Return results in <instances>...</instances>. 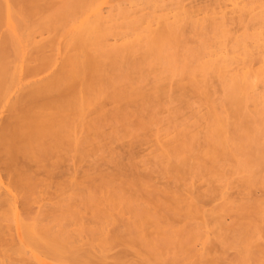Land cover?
Masks as SVG:
<instances>
[{
    "label": "bare ground",
    "instance_id": "obj_1",
    "mask_svg": "<svg viewBox=\"0 0 264 264\" xmlns=\"http://www.w3.org/2000/svg\"><path fill=\"white\" fill-rule=\"evenodd\" d=\"M95 1L98 0H0L1 103L5 100V96L14 94L12 101L9 100L10 102L7 104V118L3 119V121L0 119V155L5 158V160L2 159L6 164H4L3 160H0V163L2 164L3 162L4 164V167H2L3 170L7 168L4 170V173H7L6 176L8 175L7 178L9 177L10 179H8V184L10 181L9 186L7 184L9 188H6L5 192H1L0 182V264H22V262H25L23 247L25 244L29 248L35 249V252L38 251L40 255V250L37 249L42 246L44 247V245L46 246L44 247V252L46 253L52 250L56 252V249L59 250L60 248L62 250L65 246L67 249V246H70L74 248V254L73 251H70V255H73H69L70 262H73V264H106L107 257L109 259V256L106 255V251L111 250L112 247L123 245L127 250L124 249L125 251L122 250L121 252L117 250L118 253L115 252L117 254L113 256V262L111 261L110 264H161V262H159L160 258L162 259L161 261H163L162 264H164L165 260L159 255H162V253L169 248V240L174 238L175 242L171 241L174 246L172 247L170 244V248L175 250L172 252L173 254L179 251L177 253H192L193 256V252H196L198 257L200 256L203 258L205 254L207 255V253L209 254L213 251L216 257L214 256L213 259L210 258V261L207 259L208 264H264L263 241L262 245L255 244L259 238L264 237V223H262L264 219V203L262 204L259 200H253V203H249V205L245 206L243 203H240L242 201L240 200L239 204H236L235 207L234 205L232 206V204H234L232 202L235 199H233V201H231L232 199H226L227 201L224 199L222 203L219 202V204H215L216 206H213L214 208H212V210L210 208V212L207 214V220L202 216V214H206V211L205 214L198 211L199 218L201 219H198L200 221L195 223L193 220L196 219L197 216L193 215L194 213L196 215L198 214L196 210L197 207H195V209V203H193V201H188L192 198L186 200L184 196H173L176 195L173 194L172 196H168V198H162V200H160L161 198H155V201L154 199L147 200L146 198V200H143V198H140L141 201L139 199V194L141 192H138L137 188H134L138 184L133 187L136 191H134L133 188V191L129 188H125L126 185L123 186V189L120 187L122 185H119L118 188L114 185L116 189H113L116 190V194L114 196L110 194L114 192L112 189L109 193L110 198H108V193L105 192L107 197H102H104V200L106 197L105 203L103 204H105L104 206L107 208L104 210L103 206L102 211L99 210V208L97 209V207L95 208V206L93 207V213H90V222L92 223L90 226H84V222L83 225L81 224L82 213L80 210L81 207H79L80 202L77 204L73 203L70 199L72 200L75 196L71 195V198L68 199L66 195L65 198L68 199L64 201L66 206L59 208L60 210H56L59 205L62 207L63 201L61 203L57 202V206L51 203L42 212L43 218L45 217L44 219L41 216H38L39 219L36 216V219L34 216L35 219H32L33 221H31L30 217V223H25L20 220L23 244H18L19 246H17L15 250H11V248L6 250L7 243L5 245L2 241L6 239L5 237L8 231L5 237L3 236L2 238V235H4L2 229L4 231L6 227L4 226V228H2L4 224L1 222L10 219L9 217L11 215L14 220L13 215L17 208V197L21 192H24L27 197H29L31 194H36V189L42 187L41 185H43V187L46 186L44 180L40 181L38 180V176L30 174V172L34 173V171H31L32 168L24 167L23 169V166H29V164L35 165L34 162L36 164L38 163L37 165L42 163L39 167L41 171V168L45 169L46 167L44 161H46L47 158L49 159L56 150L62 148H70L69 150H71V148H74L73 150L76 152L80 150V147L86 144L84 149H87V146L89 144L91 145L93 141L89 143L88 141H91V138L89 135L87 137L86 134H90L91 131L94 135L97 129L102 128L101 126H103V124H100L101 126L99 125L100 120L102 123L104 119L111 117L110 119L112 120L113 118L114 120L117 118L113 112H106L110 117H105L103 102L106 98L117 103L123 100H132L134 97H142L149 100L146 101L145 99L147 103L149 102L150 104L151 102L156 105L160 98L164 99L169 97L168 100H165L166 103H171L173 101H183L186 103V94L183 93L184 84L181 82L182 78L187 79V85L190 90H193V93L196 92L199 96L201 95L202 99L206 97V93H208V89H210L205 85V81L209 86L210 79L211 81L213 79V82L217 81L221 85L227 97L229 111L233 116H236V114L243 113V105L250 94L253 93L254 89L251 91V79L253 78L254 80V78H256L264 82V62L261 60L264 55V38L261 32L260 34L256 31L252 34H246L244 31L240 35L238 33V36L232 37V44L228 51L222 48L223 43L221 44V42L225 40L221 41V39H225L226 35L229 33L228 31H230V29H226V24L228 22H226V18L224 19L227 13L225 14V12H222L224 4L217 10V12H221L219 15L223 16V18L221 17L222 19L219 20L217 17L218 14L209 9L213 3L211 6L207 3L209 8L204 5L206 10H204L203 13L202 10L200 11V7L197 8L196 6L197 9L185 7L182 0H173L172 9L170 8L171 10L159 8L163 0H141L142 3L149 6L148 8H151L149 9L150 11L148 10L143 13L144 10L142 8L137 9V6L135 10L125 9L124 13L127 14V16L134 15L128 21V30L129 34L133 35L135 38L132 41H124L117 44L116 42L119 39L125 37L127 34L126 31H116V27L112 23L113 16H110L112 14L108 13V15L110 14L109 16H104L102 11L100 12L99 6L93 8V3ZM224 1L225 0H218L219 3ZM229 1L234 7H236L240 1L244 2L243 7L250 4L253 5V3L256 4L258 1L260 3V0ZM193 5H195V3H193ZM252 5H250V7ZM252 8H254V6ZM109 9L110 8H108V10ZM208 9L211 12L207 11ZM200 12L203 14L209 13L203 18H197ZM234 12L236 11L233 10L232 13L234 14ZM248 13H250V10ZM106 14L107 13H105V15ZM235 15L234 18L236 19ZM249 16L253 18L252 20L256 23L259 22V20L264 23V10L258 13L251 12ZM237 17L239 22L243 20L242 17ZM234 18L232 20H234ZM243 18L252 22L248 19L249 17ZM255 19L259 20L255 21ZM238 21L236 23L239 24ZM249 22L246 23L250 25ZM262 22L261 24L263 25ZM240 24H242V22ZM259 24L258 26L261 27V24ZM188 25L190 27L189 29L186 27ZM257 28L258 27H256V29ZM234 31H236L235 28ZM185 32H188L187 34L192 32V37L195 36L196 41L192 44L189 43L185 38ZM193 33L195 35H193ZM111 36L115 41L113 43L108 41ZM230 36H228L229 39ZM227 44L225 43L224 47H228ZM253 60H260L258 66L255 68L253 67L255 64H252ZM57 61L60 63V67L58 66L59 70L56 68L53 72H56V70L58 71L51 74L49 69ZM234 64L237 67L231 69L230 66ZM40 72L43 73L42 78L38 80L35 78V80L29 79L35 77L37 74H41ZM151 73L153 74V78L149 81L150 79L148 80V77ZM173 76H180V78H177L179 82H175V77V86L172 85ZM207 77L209 79H207ZM147 80L151 82L148 84L150 85L148 89L146 88V84L148 83ZM255 82L258 83L257 81ZM255 94L256 93H254V95ZM262 94V96H264V91ZM102 98L104 99L102 100ZM100 100H102V103ZM203 100L206 101L207 98ZM153 105L154 104H152V106ZM1 106L2 104L0 108H2ZM141 107L146 108L145 106H140L139 109ZM92 108L94 109L93 112H95L94 114L93 112L90 114L91 117L93 115V120L89 118L90 115L88 114ZM118 110H120V112L123 111L120 107ZM118 110L114 111L117 116V113H119ZM173 110L176 111V109ZM224 110L222 112L220 111L221 113L219 114L212 112V115L211 113L208 115L207 118H210L208 121L209 123L207 128L203 129L207 130H205L204 134L201 133L204 135V143H199L202 146L197 143L196 133L193 134L192 130L189 131L185 129L181 130V133L177 131L176 133L178 134L175 133L173 137H170L165 142L161 141L157 143L160 145V147L158 146L160 150L156 148L161 151L158 156L164 158V160H166L165 163L168 161L169 166L171 161L174 162V165L177 161L178 165L176 166L171 163V166L173 165L172 168L176 167L174 170L178 171L180 168L182 170L187 168L191 170V168L197 166L193 165V161L195 160L203 159L205 161L209 159L213 164L214 162L217 163L218 159L219 162L220 160H226L229 155L233 154L237 156L236 148L234 149V147H238L237 149H239L241 146L240 144H242V148L246 146L250 148L252 146L251 140H255L258 133L259 136L264 135V130H262L261 133L257 132L258 130L254 131L257 128L251 125L249 128V123H247V125L246 122L245 127L248 128H246V130L249 131V129L251 130V128H254L253 131H251L253 134L251 135V133L249 134L247 131H245L247 135L244 131L239 133L240 128L238 129L236 124L230 121V114H227L228 110ZM177 113L178 112H176V114ZM120 117L122 118V116ZM124 118L125 116L123 120ZM204 120L206 121L207 119L205 118ZM144 122L140 123L145 125ZM148 122H150V119ZM199 122L202 123L203 121ZM205 124L203 125L205 126ZM230 128H234L235 132L233 131L230 133V131H228ZM79 131H83V138H80L81 136L78 138L77 134L79 135ZM97 132L98 134L96 133V136L102 135L101 129L100 134L98 130ZM258 137H256V139ZM93 138L95 139L94 136ZM157 141L159 142L160 140ZM256 143L258 144V142H255V144ZM197 144L198 146H196ZM256 147L257 149L259 148L258 154L254 156L251 162L245 159L247 162L243 160V163H239H241L240 165L242 167L243 165L245 166L244 170L248 168V173L251 168L253 169L255 167L256 170H254L257 171L255 173H259L264 179V144L261 143L260 146ZM75 148L77 149L75 150ZM156 148L155 151L158 152ZM196 148L198 153H194ZM242 148L240 150H242ZM82 149L83 148H81V150ZM84 149L82 150L83 152ZM69 150V153H73V150ZM240 150L237 151L240 152ZM233 151H235V154ZM59 152L60 151H58V153ZM85 153L83 155L80 152L84 157ZM159 158L160 157H158V159ZM162 158H160L161 160L159 159V161L162 162ZM18 159L21 161L19 162L20 165L25 162L20 168L16 165ZM79 160L80 159H78V161ZM47 162L49 161L47 160ZM160 163H158V165ZM250 163L252 166L251 168L250 166L248 167ZM37 165L36 167H38ZM51 166L52 165H50V168ZM171 166L167 168L169 171ZM206 166L208 167L207 164ZM47 168L44 170V172H46L45 174L49 173V169L47 170ZM7 170H9L10 173L6 172ZM36 172L39 173V170H35V174ZM171 172L173 173V170ZM172 173L171 175H173ZM179 173H181V171H178L177 174L179 175ZM252 173H254V171L252 172L251 170V176L254 175ZM42 174L45 177L47 176L43 173V170ZM176 175L173 177H178ZM212 177L214 178V175H212ZM41 178L43 179V176ZM215 179L217 180V178ZM223 179L225 180L226 177ZM251 179L252 178L248 180V178H246L242 183L248 184ZM97 181L98 180H96V182ZM102 181H100V184ZM211 181L210 178L209 182L211 183ZM108 182L109 181H105L104 183L106 184ZM220 182L222 183V181H219V183ZM224 182L226 183V180ZM138 183L141 182L138 180ZM109 184L110 182L108 185ZM245 184L244 186H247ZM220 185L222 186V184ZM10 186L12 189H10ZM107 186L105 185V188ZM127 186L130 185L128 184ZM221 186L219 187L221 188ZM42 189L39 192H41ZM214 190L216 189L214 188ZM214 190L213 195L216 193ZM221 191H219V193ZM17 192H20V194L18 195ZM39 192L37 191V195ZM23 194L19 200H24L23 198L25 195L23 196ZM69 194L68 197H70ZM142 194L141 196H144ZM220 194H215L214 196H219ZM240 194H242V192ZM78 197L79 196L76 198L78 199ZM219 198L221 199L222 197L219 196ZM231 198L233 197L231 196ZM242 198L243 197L239 199ZM29 199H31V196ZM100 199L102 200V198ZM22 200L20 204L21 202L23 204ZM95 200L93 197V201ZM90 202L92 201L90 200ZM28 203L29 201L27 198V203L25 201L23 205H28ZM97 203L95 202V205H99ZM86 204H88V202ZM106 204L109 207L106 206ZM234 207L236 209H234ZM27 208L28 207L25 209ZM234 210L235 213L236 211L238 212L237 215L233 216L232 213H228ZM22 212L25 211L23 210ZM226 213H228V216H233H229V222H225L226 220H224L226 219ZM113 214L120 215L122 219H117L118 222L120 221V224L118 223L116 227H113L117 224V222L114 221L116 218H113L114 222H111V216H113ZM126 215L127 217H124ZM123 218L125 220H123ZM78 221L81 224H78L80 226L72 228V230L71 228L69 229V227L67 228L71 222L77 223ZM112 223L115 224L112 226L113 229H110V232L107 227ZM12 224L14 223L12 222ZM10 227L11 225L8 228ZM78 227L81 228L79 229ZM77 228L79 230H77ZM11 229L13 228L11 227ZM104 229H106V232ZM99 232L105 233V237L99 235L100 238H103V241L98 236ZM209 232L213 234L211 239L209 237ZM82 233L85 234L84 238H88L85 241L86 243L84 242L82 244V246H86L85 248L82 247L80 243V245H76L79 239L81 241ZM109 233L110 235H108ZM201 234L204 236V241L202 242L203 246L207 244L205 247L206 251L203 249L204 252L193 249V242ZM86 235L88 237H86ZM96 235L98 237L96 239H99L98 242H100L96 243L97 245L94 243ZM159 240L161 241L159 242ZM216 245L219 249L218 247H216L217 249L214 248ZM3 246H5V248ZM13 246L15 247V243ZM70 247L68 251L72 250ZM66 249L64 248L65 253L67 252L65 251ZM228 249H233L234 251V256L230 260H226V256L228 255L227 252H229ZM64 252L61 251L60 254L63 253L64 255ZM94 252L96 255L95 257H98V260L95 261L96 263L93 262L94 259H91V254L93 255ZM51 253L52 252L49 254ZM129 253L131 255H129ZM52 254H54V251ZM13 255H15V258ZM57 255H55V257L58 259L59 255ZM63 255V258L67 256V254ZM128 255L130 257H128ZM21 257L25 261H22ZM65 259L67 260V258Z\"/></svg>",
    "mask_w": 264,
    "mask_h": 264
},
{
    "label": "rangeland",
    "instance_id": "obj_2",
    "mask_svg": "<svg viewBox=\"0 0 264 264\" xmlns=\"http://www.w3.org/2000/svg\"><path fill=\"white\" fill-rule=\"evenodd\" d=\"M166 1H167V3H166ZM170 1H171V3H170ZM182 1H183V5L185 7L189 8V9L190 8L197 9L198 7H200L199 9H200V11L202 10V12L204 10H206L205 6L207 7L209 4L211 6L212 3L215 4V5L212 4L211 7H213V8H211V7L209 8V6H208V8L211 11L213 10L214 12H216L218 14L217 17H218L219 20L222 19L223 16L219 15V14H221V12L219 11L220 12L219 13V12H217V10H218V8L220 9L221 5L224 4L222 12L223 13L225 12V14L227 13L226 14L227 17L224 15L225 16L224 19L226 18L225 19L226 22L229 23V24L228 23L226 24V29H230V31L233 30V31H231V33H230V31L227 30L229 33L226 35L225 39H221V41L225 40L224 42L226 44L227 43L229 44V45L227 44L228 47H226V46L224 47L225 43L221 42V44L223 43L222 44V46H223L222 48H224V50H226V51H228L230 49V46L232 44V42H231L232 41V37L233 36L234 37L238 36V33L240 35L241 33H243L245 31L246 34L247 33L248 34H252V33H254L256 31L259 34L261 32L262 33L261 35L264 38V23L262 21H260L259 19H255V21L259 20V22L256 23V22H254V20H252L253 18H251L249 16L251 12L258 13L259 11H263L264 10V0H260L261 4L259 3V1L256 4L253 3V5L250 4V5H252L251 7H250V5H247V4H246L247 6L243 7L244 2H241V1L238 3V5L236 7H234L229 0H225L222 3L221 2L219 3L218 0H182ZM182 1H181V3H182ZM172 2H173V0H163L162 4H160L161 6H159V8H167V10L168 9L171 10L172 9L171 8ZM193 3H195V5H193ZM207 3H208V5H207ZM216 3H217V5H216ZM93 5H94L93 8L99 6L100 12L102 11V14L104 16H107L108 13L112 14V15H110V14L109 15L111 17L113 16L112 17L113 18V22L112 23L115 25L116 31H118V32L126 31L127 34L125 35V37L122 38V39H119L116 42L117 44H119L121 42H124V41H132L135 38L133 35L129 34V30H128V21L134 15L127 16V14L124 13L125 9L126 10L127 9L135 10V8L137 6V9L142 8L144 10L143 13L147 12L149 9H151V8H148L149 6H147L144 3H142L141 0H98V1H95L93 3ZM169 5H170V7H169ZM145 6L147 7V10H146ZM196 6H197V8H196ZM253 6H254V8H252ZM108 8H110L109 9L110 12H109ZM215 8H217V9H215ZM209 9L207 11L211 12ZM233 10L236 11L237 13L234 12V14H233L232 13ZM249 10H250V13H248ZM166 12H168V11H166ZM209 12H207V13H209ZM105 13H107V14L105 15ZM200 13L197 16V18H203L207 14V13L203 14L204 12L201 13V14ZM137 14H140V13H137ZM234 15H235L236 19L234 18ZM219 16H220V18H219ZM237 16L242 17L243 20L245 19L243 17H246V18L249 17L248 19H250V21H252V22H249V20H247V19H245L247 21H245V20L243 21L242 20L241 21L242 24L244 23L243 26H242V24H240L241 22L238 21V19H237L238 17ZM233 18H234V20H232ZM227 19H228V21H227ZM237 21L239 22V24L236 23ZM246 22L247 23L249 22L250 25L247 24ZM261 22L263 23V25L261 24ZM233 23H234V26H233ZM259 23L261 24V27L258 26ZM228 25H230L232 29ZM255 26L258 27L259 29L258 28L256 29ZM186 27L188 29L190 28L189 25L186 26ZM186 27H185V30L187 31ZM234 28L236 29V31H234ZM254 29H256V30H254ZM188 32H185V34H186L185 38L187 39V41H189V43L192 44V43H194L196 41V37L195 36L192 37L191 33L193 31L190 32L189 34H187ZM234 32H236V33H234ZM231 34H233V35H231ZM193 35H195V34L193 33ZM228 36H230V39L228 38ZM111 38H112V36H111ZM111 38L109 37L108 41L110 43L115 42L114 38H112V39ZM227 38H228V40H227ZM262 57L263 58L261 60H262V62H264V55ZM259 62H260V60H253L252 64L253 65L255 64L253 67L254 68L257 67ZM59 64H60L59 61H57L55 64H53L51 66V68L49 69L51 74L52 73H56L59 70L58 69V66L60 67ZM235 64L231 65L230 68L232 69V68L237 67L236 66L237 64L236 65ZM56 68L58 70H56V72H53V71H55ZM144 69H146V68H144ZM42 77H43V73H41L39 75L37 74L35 77L29 78V79L30 80H35V79L38 80V79H40ZM149 77H148V80L150 79L149 81H151L152 78H153V74L152 73H151V75L149 74ZM175 77H176V81L175 82H177L178 81L177 78H180V76H175ZM175 77L172 78L173 79V81H172L173 83L170 82L174 86L176 85V83L174 82ZM207 79H209V78L207 77ZM255 79L256 78H254V80H253V78L251 79V81H252V83L250 82L252 84L251 91L253 89L254 90H253V93L251 92L252 94H250V96L247 98L245 104L243 105V108H244V110H242L243 113L241 112L242 114H240V113L236 114V116L235 115L233 116L232 113L229 111V105L227 103V97L225 96V93L223 92V89L221 88V85L217 81H214V82H216V83H214L213 79H212V81L210 79L209 82L210 83L212 82V83L211 84L209 83V86L206 84L207 82L204 80L205 81V85L208 88H210V89H208L206 87L209 92L206 91V92H208V93H206V97L202 96L205 99L207 98L206 101L203 100L204 98L203 99L201 98V95L199 96V95H197L196 92L193 93L194 91L190 90V88L187 85V79L186 78L185 79L182 78V80H181V82L184 84L183 93L186 94V98H185L186 103L183 102V101L182 102L181 101H173L171 103H166L165 100H168L169 97L164 98V99L160 98L158 103H156V105H155V103H151V102H150V104H149V102L147 103L146 101H149V100H147L146 98H142V97H136V98L134 97L132 100H123V101L117 102V103L116 102H112L111 100L106 98L104 100V102H103V108H104L103 111H105V117L106 118L110 117V115L108 113H112L113 112L115 114V117H117V118L119 117L121 120L119 118L118 119L116 118L117 120L116 119L113 120V118H112V120H113L112 121L110 119L111 117L108 118V119H104V121L102 120V123H101V120H100L99 125L103 124V126L100 125L102 128L98 127L99 129H97V130L99 131V134L102 132V135L100 134L101 137L98 136V135L96 136V133L98 134L97 130L94 133V135L90 131V134L92 135V137H91L90 134H86L87 137L89 135V137L91 138V141H88V142L89 143H91L92 141L93 142L91 143V145L89 144L90 146L89 145L87 146V149L86 148L84 149V147H86L87 144L85 146H83V147H80V150H81V148H83L84 152L82 151L83 149L81 151L77 150L75 152L73 150L74 148H71V150H69L70 148L69 149L68 148H62L64 152L62 151V149L56 150V152L54 151L52 153V156H50L51 158L50 157H49V159L47 158V160L49 162H47V160L45 159L46 161H44V164L46 165V167L43 166V167H45V169L41 168V171H40L39 167H40V165L42 163L41 164L39 163V165H37L38 163L36 164L34 162L35 165L29 164V166H31V167H29V166H26V165L23 166L25 162L21 163V165H20L19 162H21V161H19V159H18V161H16V165L19 168L22 167V166H23V169H24V167H26V168L28 167L30 169L32 168L31 171L32 172L34 171V173L30 172V174H32L33 176H38L39 177L38 180H40V181L44 180V183L46 182V186H44L45 187L44 188L43 185H41L42 187H40V188L41 189L43 188L41 192H39L41 189L38 187L36 189L39 192L38 195H37V191H35L36 194H33V195L31 194L30 195L31 199H29L30 196L27 197V195L24 192H21V194H20V192H17L18 195L19 194L20 195L17 197V203H16V207L17 208H16V211H15V214L13 215L14 216L13 217L14 220L12 219V215H11L9 217L10 219H7L5 221L3 220V222H1L2 224H4L2 228H4V226L6 227V228H4V231L2 229V233L4 234V235L1 234L2 238H3V236L5 237V235H6L7 231H8V233H7L6 237H5L6 239L5 240L3 239V241H5V242L2 241V243L3 244L5 243V245H6V243H7V245L9 244L8 247L6 245V248H7L6 250H8V248H11V250H15V248H17V246L23 244V238H22L21 228H20V220L22 222H25V223H27V222L30 223L31 221H33L32 219H35L36 216L37 217L41 216L43 218L42 212H43V210L45 208H47V206H49L51 203L52 204H56V206H57V204H58L57 202L61 203L63 201L62 202V207H61V205H59V207L56 209V210H60L59 208H63V206H66L64 201L68 200L69 198H71V195L75 196L72 200L70 199L71 202L76 203V204L80 202V206L79 207H81L80 210H81V213H82L81 214L82 215L81 224L83 225L85 223L84 226L92 225V223L90 222V219H91V216H90L91 214L90 213L91 212L93 213V209H94L93 207L95 206V208L97 207V209L99 208V210L103 211V206L105 205L103 203H105V200H106V197H107L105 192L108 193L107 194L108 198H110V194H113V196L116 194L115 193L116 190H114V189H116V187L118 188L119 185H122V186H120L122 189L124 188L123 186L126 185L125 188H129V189L132 190V188L136 184H138L134 188H137V191L141 192L140 194L138 192H136V193L139 194V199L143 198V200H146V198H147V200H149V199L153 200L154 199V201H155V198H157V199L161 198L160 200H162V198H168V196H172L173 194H176V195H173V196H177V195L178 196L180 195L181 197L184 196L186 198V200L192 198L193 200L191 199V200H188V201H193V203H195L194 208L197 207V209L195 208L197 210V213H198V211L199 212L201 211V213L203 212L205 214V211H206L205 215L202 214L203 218L206 219V220H207V217H208L207 214L210 212V208L212 210V208H214L217 204H219V202L222 203L224 201V199L225 200L226 199L227 200L228 199H230V200L232 199L231 201H233V199H235L234 201H236V202L233 201L232 203H234V204L231 203L232 206L234 205L235 207H236V204L237 205L239 204L240 200H242L240 203H243L245 206L249 205V203H253V200L254 201L255 200L256 201L259 200V202H261L263 204L264 203V179L262 178V176L259 173H255V172H257V171H255L256 168L254 167L252 169L251 168L252 167L251 163L248 165V167L250 166V168H251L249 170L250 172L248 173L247 172L248 168L244 170L245 166L243 165V167H242L240 165L241 163H239V162L243 163V160L245 161V159H248L247 161H249V162H251L253 160L254 156H256L258 154V149L259 148L257 149L256 146H260L261 143L264 144V135L263 136H261V135L259 136V133H258V135L256 137H258V136L259 137L257 139H256V137H255V140H251L250 139L252 141L251 142L252 146L250 145L251 146L250 148H247L249 146H246V147L242 148L241 147V146H243L242 144H240L241 146H240L239 149H237L238 147H234V149L236 148V153H237V156L235 155L236 157L232 154L233 156L229 155V157H228L229 160L228 159L223 160V161L220 160V162H219V159H218V162L220 163L219 164L217 162L218 165L215 162L213 164L212 161H210L209 159H206L205 161L203 159L195 160V161H193V165H197L198 167L196 166V167L191 168L192 172H191V170H188V168L187 169H183V170L180 168V169H178L179 172L181 171V173H179V175L177 174L178 171L174 170V169H176V167L172 168V166L174 165L173 161H171V163H173L172 166H171V163H170V166H171L170 171L167 169L170 166L168 164V161L165 163L166 160H164V158H162L161 156H158V154H160L159 152H161V151H159L160 150V148H159L160 145L157 144V143H160L161 141L165 142L170 137H173L177 131H179L181 133L182 132L181 130H185V129H188L189 131L192 130L193 134L196 133L195 136L197 137V143L198 144L199 143L203 144L204 143V135H202V134H204L205 130H207V129H205V130H203V129L207 128V125L209 123L208 121H209L210 118H207L208 115L210 113L212 115V112H214L216 114H219L224 109L228 110L230 112L229 113L227 111V114H230L229 115L230 121L231 122L233 121L236 124L238 129L240 128L239 129L240 131L238 130L239 133H241L242 131H244V132L247 131L246 130L247 127H245L247 123H249V125L247 124L248 127L251 125L252 127L257 128L254 131L258 130L257 132L261 133V131L264 130V96H262L263 95L262 93L264 91V82L263 81H259L257 79L255 80ZM149 81H148L147 84L145 83L146 81L144 82L147 85L146 86L147 89L150 87V85H148V84L151 83V82H149ZM255 81H257V82L259 81V82L256 83ZM203 82H202V84H203ZM253 82H255V83H253ZM219 86H220V88H219ZM146 91H148V90H146ZM254 93H256V94L254 95ZM10 95L11 94H8L7 96H5L6 98H5L4 101H3L4 98L2 99V101H3L2 103L0 101V105L2 104V106H1L2 108H0V119L2 121H3V119L7 118L6 117L8 115L7 110H6L7 104H8V102L12 101L14 94L11 95V96ZM103 99L104 98H102V100ZM145 99H146V101H145ZM102 100H100V102ZM152 104H154V105L152 106ZM140 106H145L146 108L141 107L140 108L141 110H140L139 109ZM119 107L121 109H123L122 112H120V110H118ZM101 108H102V106H101ZM173 109H176V111L173 110ZM91 110L89 111L90 113H88L89 115L92 114V112L94 111L93 108ZM115 110H118V112L121 115L119 113H117L118 114V116H117L116 112H114ZM106 112H108V113H106ZM139 112H140V114H139ZM172 112H173V114H172ZM176 112H178V113L176 114ZM94 113L95 112H93V114ZM89 115H87V116H89ZM123 115L125 116L124 120H123V117H124ZM120 116H122V118ZM112 117H114V116H112ZM89 118L92 119L93 115H92V117L90 115ZM89 118H88V120H89ZM205 118L207 119L206 121L204 120ZM149 119H150V122H148ZM94 120H95V118H94ZM199 121H201V122L203 121V122L200 123ZM140 122H142V123L144 122L145 125H143ZM245 122H246V124H245ZM135 124L139 125V126H136ZM140 124H141V126H140ZM203 124H205V126ZM142 127H143V129H142ZM254 128H251V130L249 129V131H247V132H249V134L251 133V135H252L253 133L251 131H253ZM100 129H101V132H100ZM228 131H230V133H232L233 131L235 132L234 128H230V130H228ZM86 133H87V131H86ZM176 134H178V133H176ZM245 134H246V132H245ZM251 135H249V136H251ZM77 136H78V138L80 136H81L80 138H83L82 137V136H84L83 131H79V135L77 134ZM93 136L95 137V139L93 138ZM90 138H88V139H90ZM92 138H93V140H92ZM155 139H156V141L157 140H160V141L156 142ZM150 141H151V143H150ZM255 142H258V144L257 143L255 144ZM102 144H103V146H102ZM151 144H153V145H151ZM198 144L196 146H198ZM237 144H235V145H237ZM101 146H102V148H101ZM200 146H202V145H200ZM156 147L159 148V150ZM77 148H75V150ZM155 148L157 149L158 152L155 151ZM241 148H242V150H240ZM68 150L69 151L73 150V153H71V152L69 153ZM86 150H87L88 153L86 152ZM237 150H240V152H238ZM58 151H60V152L58 153ZM80 152L83 155L86 152L85 153V157L83 155H81ZM196 152H197V148H196V151L194 153H196ZM233 152L235 154V151H233ZM54 153H55V155H54ZM86 154H87V156H86ZM69 156H70V158H69ZM158 157L162 158V162L163 163L161 161H159L160 158L158 159ZM0 158H1L0 160H3V159L5 160V158H3V156H1ZM56 159H58V160H56ZM78 159H80V160L78 161ZM4 160H3V162H4ZM51 161H52V163H51ZM247 161H245V162H247ZM3 162H2V164H3ZM195 162H197V163H195ZM204 162H205V164H204ZM245 162H244V164H245ZM29 163H31V162H29ZM158 163H160L161 165L159 164L160 165L159 166ZM2 164L0 163V169H1L0 171H2V172H0L1 192H5L6 188L7 189L9 188V187H7L9 177L7 178V176H8V175L6 176L7 173H4L5 172L4 170H6L7 168L4 169V170L2 169V167H4V164H6V162H4L3 166H2ZM206 164L208 165V167L206 166ZM36 165L38 167H36ZM50 165H52L51 168H50ZM176 165H178L177 161L175 162L174 166H176ZM47 167H49V168H47ZM199 167H200V169H199ZM36 168H38V169H36ZM46 168H47V170L49 169L48 170L49 173L47 171V173L49 175L45 174L46 172H44V170H46ZM8 169H10V168H8ZM30 169H28V170H30ZM35 170H39V173L36 172V174H35ZM42 170H43V173L45 175H47L46 177L42 174ZM172 170H173V173L171 172ZM207 170H208V172H207ZM210 170H212V171H210ZM251 170H252V172L254 171V173H252V174H254L253 176H251V174H250ZM185 171H187V172H185ZM6 172H9V170H7ZM171 173L173 175H171ZM140 175H141V177H140ZM174 175H176L178 177H173ZM212 175H214V178L212 177ZM42 176H43V179L41 178ZM220 177L222 179L226 177V179H225L226 183L224 182L225 180L224 179L222 180ZM104 178H106V179H104ZM114 178H115V180H114ZM210 178L212 180L211 183L209 182ZM215 178H217V180H219V181H222V183L221 182L219 183V181H217ZM244 178L245 179L248 178V180L250 178H252V179L254 178V179L253 180L251 179V181L248 184L244 183L245 185H247V186H244V184L242 183V181L245 180ZM110 179H111V181H110ZM96 180H98V181L96 182ZM138 180H139V182L142 183V185H141V183H138ZM47 181H49V182H47ZM100 181H102L101 184H100ZM105 181H109L110 182V184H109L110 186L108 185L109 182L105 184L104 183ZM71 183H72V185H71ZM112 183H114V184H112ZM118 183H120V184H118ZM9 184H10V181H9ZM9 184H8V186H9ZM128 184L130 186H127ZM220 184H222V186ZM105 185L106 186L108 185L106 188H108V187L109 188L111 187V188L110 189L109 188L106 189ZM102 186H103L104 189L102 188ZM141 186H142V188H141ZM219 186H221V188ZM213 187L216 190H214ZM134 188H133V190H134ZM10 189H12L11 186H10ZM38 189H40V190H38ZM112 189L114 190V192L110 193V191H112ZM70 190H71V192H70ZM209 190H211V191H209ZM213 190L216 192V193H214V195L215 194L218 195V194H220L222 192L219 195L222 198L220 199L219 196H214L213 195ZM221 190H223V191H221ZM134 191H136V189ZM219 191H221V192L219 193ZM241 192H242V194H240ZM22 194H23V196L25 195V197H26V199H25V197L23 198L26 201V203H27V198H28L29 203H28V205L25 204L26 206L23 205L25 203V201L22 200V199L21 200L23 201V204H22V202L20 204L21 200H19V198L22 197L21 196ZM57 194H59V195H57ZM68 194H69L70 197H68ZM141 194L144 195V196H141ZM66 195H67V197H66ZM227 195H229L230 197L227 196ZM77 196H79L78 199L76 198ZM92 196L94 197V200L95 199L96 200L98 199V200L97 201L96 200L93 201V197ZM102 196H106L105 200H104V197H102ZM231 196L233 198H231ZM65 197L68 198V199H66ZM90 197H92V198H90ZM241 197H243V198L239 199ZM100 198H102V200ZM74 199H75V201H74ZM86 199H87V201H86ZM90 200L94 204L92 202H90ZM87 202H88V204H86ZM95 202L96 203L98 202L97 204H99V205H95ZM85 204H86V206H85ZM106 206H108V205L106 204ZM26 207H28V208L25 209ZM100 207H101V209H100ZM235 207H234V209H236ZM90 208H92V209H90ZM106 208L107 207L104 206V210ZM23 210L25 212H22ZM228 213L229 214L232 213L233 216H235V215H237L238 212L236 211V213H235V210H234V211L228 212ZM228 213L225 214L226 215V219H224V220H226L225 222H229L230 221V217H233L231 215H229L230 216L229 217ZM27 215H29V216H27ZM32 216H33V218H32ZM193 216H197L198 217V218L196 217V219H194L193 222L197 223V222L200 221V220H198V219H201V218H199L200 217L199 213L197 215L194 213ZM30 217H31V221H30ZM37 217H36V219H37ZM124 217H127V215L124 216ZM113 218H116V220L117 219L122 220L120 215L113 214V216H111V219H112L111 222L113 221ZM16 219H18L19 221L16 220ZM38 219H39V217H38ZM10 220L14 224H12V222ZM116 220H114V221L117 222V224L112 223L109 226L106 225V226H108L107 229H109V231H110V229L111 230L113 229L112 226L114 224L115 225L113 227H116L118 225V223L120 222V221L118 222V220L117 221ZM123 220H125V219L123 218ZM263 220H262V223H264ZM6 221H8V222H6ZM72 224H73V226H72ZM78 224H80L79 221L77 223L76 222L75 223L71 222L67 226V228L69 227V229L71 228V230H72V228H75V227L81 225V224L80 225H78ZM10 225H11V227L13 229H11V227L8 228ZM193 225H195V224H193ZM78 228L80 229L81 227H78ZM78 228H77V230H79ZM8 229H10V230H8ZM263 230H264V228H263ZM104 231L106 232V229H104ZM210 232H212V231H210ZM210 232H209V237L211 239L213 234L210 233ZM8 234H9V236L11 238L8 236ZM84 235L85 234H83L81 236L83 238V239L81 238V241H80V239L78 240V242L76 244L77 246L80 245V244L82 246V244L86 241V239H88V238H84L85 237ZM99 235H101L102 237H105V233L104 232H99L98 236ZM108 235H110V233ZM86 237H88V236L86 235ZM96 238H98L97 235H96V237L94 239L95 245H97L96 243H100V242H98L99 239L97 240ZM99 238H100V236H99ZM100 239H102V241H103V238H100ZM174 239L169 240V248L166 249L165 252L162 253V255H159L160 257L161 256L163 257V260H165L164 264H199V262H200V264H208V261H210V258L213 259V257L215 256L213 251L211 253H209V254L207 253V255L205 254L206 257L204 255L203 258L200 257V256L198 257V254H196V252H193L194 253L193 256H192V253H189V254L185 253V252H183L185 254L177 253L179 251H177L176 254L175 253L173 254L172 252H174L175 250L173 248H170V244H171L172 247L174 246L171 243V241L175 242ZM258 240L255 242V244L262 245V241H263V244H264V237L259 238ZM160 241L161 240H159V242ZM203 241H204V236H203V234H201L193 242V249L194 250L196 249L199 252H204L203 249H205V251H206L205 247L207 246V244L203 246V243H202ZM11 243H13V244L15 243V247ZM10 245H11V247H10ZM25 245L23 246L24 247V255L25 256L24 255L23 256L25 257L24 259L26 261L22 258L23 257L22 256L21 260L25 261V262L21 261L22 264H73V262H70L71 260L69 259L70 258L69 255H70V251H73L74 248H71L70 246H67V249H66V246L64 247L66 249L65 251H67L66 253L64 252V248H62V250H61V248L59 250L56 249V252H55V250H52V251H48L46 253V252H44L45 251L44 247H46V246L44 244H42V245H44V247L41 245L42 247L37 249V250H40V253H41V255H40V254H38V251L35 252V249H31L27 245L26 246ZM3 247L5 248V246H3ZM69 247L72 250L68 251ZM82 247L85 248L86 246L83 245ZM216 247H218V246L216 245L214 248L217 249ZM42 248H44V249H42ZM114 248L113 247L111 248L112 251L108 250L109 253H108V251H106L107 254L106 253L105 254L107 256H109V259L107 257L106 264H110V262L113 260V256H115L118 252H121L122 250L123 251L127 250L123 245H118V246H116ZM171 249H173V250H171ZM218 249H219V247H218ZM117 250H118V252H117ZM228 250H229V252H227L228 255L226 254L227 255L226 256V260H230L234 256L233 249H231V250L228 249ZM53 251H54V254H52ZM61 251H63L65 253L64 255L67 254V256H64L63 253L60 254ZM95 251H97V250H95ZM50 252H52V253L49 254ZM115 252H117V253H115ZM57 254L58 255L60 254V255L58 256ZM73 254H74V251H73ZM73 254H71V255H73ZM96 254H98V253H96ZM28 255H29V257H28ZM55 255L58 256L59 260L57 259V257H55ZM62 255L64 256V258L62 257ZM129 255H131V254L129 253ZM129 255H128V257H130ZM229 255H231V256H229ZM13 256L15 258V255H13ZM46 256H48V257H46ZM52 256H53V258H52ZM95 256H96L95 252H94L93 255L91 254V259L92 260L94 259L93 260L94 263H96L95 261L98 260L97 259L98 257H95ZM65 258H67L68 261ZM207 259H208V261H207ZM161 260L162 259L160 258V261L159 260L158 261L161 262V264H162L163 261H161ZM152 263H154V262H152Z\"/></svg>",
    "mask_w": 264,
    "mask_h": 264
}]
</instances>
